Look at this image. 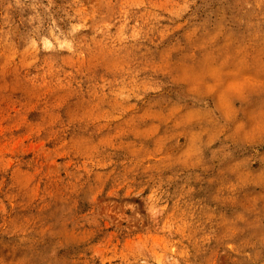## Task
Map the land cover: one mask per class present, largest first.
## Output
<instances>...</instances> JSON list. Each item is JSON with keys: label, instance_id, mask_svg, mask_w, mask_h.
<instances>
[{"label": "rangeland", "instance_id": "374dc122", "mask_svg": "<svg viewBox=\"0 0 264 264\" xmlns=\"http://www.w3.org/2000/svg\"><path fill=\"white\" fill-rule=\"evenodd\" d=\"M0 264H264V0H0Z\"/></svg>", "mask_w": 264, "mask_h": 264}]
</instances>
